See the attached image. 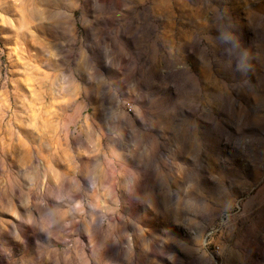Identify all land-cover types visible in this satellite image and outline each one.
<instances>
[{
	"label": "clouds",
	"instance_id": "clouds-1",
	"mask_svg": "<svg viewBox=\"0 0 264 264\" xmlns=\"http://www.w3.org/2000/svg\"><path fill=\"white\" fill-rule=\"evenodd\" d=\"M0 264H264V0H0Z\"/></svg>",
	"mask_w": 264,
	"mask_h": 264
}]
</instances>
